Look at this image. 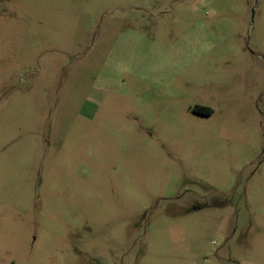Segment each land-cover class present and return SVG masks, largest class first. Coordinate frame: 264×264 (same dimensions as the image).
I'll return each instance as SVG.
<instances>
[{
  "label": "rangeland",
  "instance_id": "obj_1",
  "mask_svg": "<svg viewBox=\"0 0 264 264\" xmlns=\"http://www.w3.org/2000/svg\"><path fill=\"white\" fill-rule=\"evenodd\" d=\"M242 260L264 264V0H0V264Z\"/></svg>",
  "mask_w": 264,
  "mask_h": 264
},
{
  "label": "flooded vegetation",
  "instance_id": "obj_2",
  "mask_svg": "<svg viewBox=\"0 0 264 264\" xmlns=\"http://www.w3.org/2000/svg\"><path fill=\"white\" fill-rule=\"evenodd\" d=\"M193 113L199 114V115H210L211 114V109L207 106H202V105H196L192 109Z\"/></svg>",
  "mask_w": 264,
  "mask_h": 264
},
{
  "label": "crops",
  "instance_id": "obj_3",
  "mask_svg": "<svg viewBox=\"0 0 264 264\" xmlns=\"http://www.w3.org/2000/svg\"><path fill=\"white\" fill-rule=\"evenodd\" d=\"M247 263L253 264V263L248 262V261H246V260H242V261L239 262V264H247ZM258 264H260V263H258Z\"/></svg>",
  "mask_w": 264,
  "mask_h": 264
}]
</instances>
